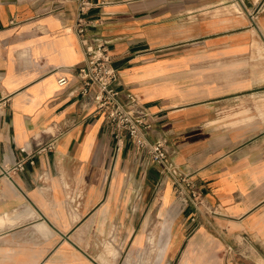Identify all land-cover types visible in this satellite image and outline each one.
Segmentation results:
<instances>
[{
	"label": "crops",
	"instance_id": "crops-1",
	"mask_svg": "<svg viewBox=\"0 0 264 264\" xmlns=\"http://www.w3.org/2000/svg\"><path fill=\"white\" fill-rule=\"evenodd\" d=\"M87 1L213 213L79 95L78 0H0V264H264V0Z\"/></svg>",
	"mask_w": 264,
	"mask_h": 264
},
{
	"label": "built area",
	"instance_id": "built-area-1",
	"mask_svg": "<svg viewBox=\"0 0 264 264\" xmlns=\"http://www.w3.org/2000/svg\"><path fill=\"white\" fill-rule=\"evenodd\" d=\"M88 4L87 0H78L79 12L74 29L82 42L84 53V59L78 65L76 73L80 81L79 95L87 98L93 106L94 113L102 116L106 123L113 127L117 143L121 141L122 133L127 134L137 147L147 149L151 164L159 167L160 175L168 176L173 180L179 196L195 207L199 205L213 213L199 189L186 181L173 164L166 149V141L148 140L152 124L146 109L139 104L131 92L117 88L119 75L106 42L86 36L87 22L81 15L89 8ZM68 80L65 74H60L56 83L59 87H64L68 84ZM230 252L231 249H227V253Z\"/></svg>",
	"mask_w": 264,
	"mask_h": 264
}]
</instances>
